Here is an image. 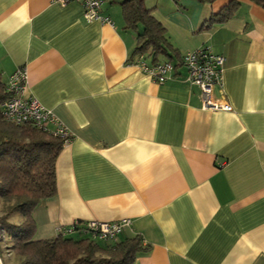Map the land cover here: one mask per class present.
Listing matches in <instances>:
<instances>
[{"label":"crops","instance_id":"0c3cea01","mask_svg":"<svg viewBox=\"0 0 264 264\" xmlns=\"http://www.w3.org/2000/svg\"><path fill=\"white\" fill-rule=\"evenodd\" d=\"M119 2L100 7L107 23L87 22L74 2L0 0L3 82L25 68L23 96L71 137L55 161V195L32 212L34 239L127 219L117 237L149 246L133 264H264V9L146 0L173 52L159 57L174 69L157 84L129 64L140 55ZM197 49L224 58L210 100L230 111L204 107L184 81L177 57Z\"/></svg>","mask_w":264,"mask_h":264},{"label":"trees","instance_id":"16d2710c","mask_svg":"<svg viewBox=\"0 0 264 264\" xmlns=\"http://www.w3.org/2000/svg\"><path fill=\"white\" fill-rule=\"evenodd\" d=\"M145 1L120 0L119 4L124 28L136 32L133 55L148 52L151 64H155L160 56L171 58L173 52L163 26L152 16ZM249 1L264 9V0ZM231 15L227 8L217 18L223 22ZM177 58L181 61V56ZM8 98L0 74V105ZM62 147L63 140L58 137L30 125L6 123L0 111V231L10 239L14 260L9 264H133L149 248L137 234L108 242H97L78 233L34 239L32 212L42 199L56 193L55 161ZM14 212L22 216L17 225L7 221Z\"/></svg>","mask_w":264,"mask_h":264},{"label":"built area","instance_id":"2783aa9c","mask_svg":"<svg viewBox=\"0 0 264 264\" xmlns=\"http://www.w3.org/2000/svg\"><path fill=\"white\" fill-rule=\"evenodd\" d=\"M106 0H56L60 5L74 2L79 4L83 10V17L87 22L100 20V7ZM130 65L138 67L141 72L149 76L157 84H163L170 72L174 69L169 62L148 64L140 55ZM180 64L186 70L184 81L199 88L203 106L209 109H221L230 111L226 104L218 105L210 100V94L214 85H221L224 58L212 53L209 49H197L184 53ZM27 79L25 68L15 70L5 82V91L9 98L0 105L1 117L15 126L30 125L36 130L45 132L63 140V146L71 137L64 125L57 119L50 109L43 107L35 98L23 96ZM129 225V220L106 223V222H75L69 228L60 229L58 234L63 236L74 233L91 237L97 242H108L114 240Z\"/></svg>","mask_w":264,"mask_h":264},{"label":"rangeland","instance_id":"374dc122","mask_svg":"<svg viewBox=\"0 0 264 264\" xmlns=\"http://www.w3.org/2000/svg\"><path fill=\"white\" fill-rule=\"evenodd\" d=\"M128 33H130V35H133L134 37L136 35L135 31H128ZM7 221L9 224L17 225L21 223L22 216L18 212H14L10 214ZM115 240H119V237L115 238ZM9 247L10 239L8 238L7 233L4 231H0V264H9L10 261L12 262V260H14L13 254Z\"/></svg>","mask_w":264,"mask_h":264}]
</instances>
